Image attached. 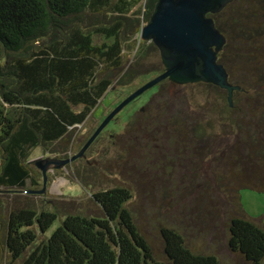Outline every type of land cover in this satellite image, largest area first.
Returning a JSON list of instances; mask_svg holds the SVG:
<instances>
[{"label":"trees","instance_id":"trees-1","mask_svg":"<svg viewBox=\"0 0 264 264\" xmlns=\"http://www.w3.org/2000/svg\"><path fill=\"white\" fill-rule=\"evenodd\" d=\"M156 2L144 0L138 5L139 0H0V188L28 192L39 189V179L43 183L44 178L30 165L33 149L44 146L47 151L55 141H70L73 129L87 121L113 84L130 87L140 80V86L164 72L159 49L141 39V30ZM232 8L234 13L226 11ZM240 12L245 13L242 3H230L222 12L210 14L227 37L219 58L225 65L222 59L229 44L242 42V36L255 23L247 16L236 17ZM255 21L264 29V20ZM168 83L177 85L168 79L156 85L149 94V104L153 98L169 96L163 90ZM191 84L218 89L204 82ZM220 92L224 102L222 119L233 131L244 132L247 122L241 123L232 115L238 110V115L245 114L243 108H239L236 97L231 107L227 93ZM184 98L188 99L181 96L180 100L185 102ZM260 103L264 107V98ZM173 106L176 110L170 113ZM147 108L138 112L144 117L147 131L156 125L152 130H165L171 140L189 139V134L198 140L211 137L200 121L191 122L195 127L185 130L186 124L181 122L185 107L182 110L171 99L158 102L152 113ZM137 118V113L131 114L127 132L139 123ZM248 123L256 126L255 131L248 134L245 130L243 138L237 137L246 152L239 148L241 157L238 154L227 159L231 164V174L227 173L230 184L220 177L219 188L237 212L227 224V248L245 264H264V227L245 216L240 194L243 187L264 190V115ZM205 124L215 129L213 122ZM173 130L179 137H171ZM221 160L217 158V163ZM77 177L84 187L92 188L91 198L102 216L67 214L47 235L60 218L58 210L38 213L34 207L24 206L5 217L0 206V264L3 253L7 264H224L215 254L193 252L187 238L168 226L160 230L164 259L157 258L129 206L131 190L122 185L105 187L99 181L93 185L88 179L92 176L79 169ZM35 225L39 236H43L41 240L32 230Z\"/></svg>","mask_w":264,"mask_h":264},{"label":"rangeland","instance_id":"rangeland-1","mask_svg":"<svg viewBox=\"0 0 264 264\" xmlns=\"http://www.w3.org/2000/svg\"><path fill=\"white\" fill-rule=\"evenodd\" d=\"M143 3L144 0H139L138 5ZM249 11L250 9L245 8V13L240 12L241 15L237 13L236 17L246 16ZM151 52L157 55L156 57L159 56V52L156 53L154 50ZM222 60L239 83L249 86L251 63L243 56V52L236 51L234 54L228 50L223 54ZM255 72L260 70L252 73ZM138 83L141 81L138 80L132 86L123 88L113 84L87 121L73 129L70 141H55L47 151L44 146H38L31 151L29 161L67 159L76 155L92 129L102 121L104 113H109L124 96L139 87ZM260 86L263 88L261 94L264 98V82H261ZM153 88L132 101L109 123L101 137L89 147L85 158H78L72 162L73 165L69 163V166L60 169L50 167L46 184L44 185V180L42 183V179H39L42 186L37 190L45 188L44 194H34L23 189L0 188L2 215L7 217L11 211L24 206L34 207L38 213L41 210H58L60 218L47 235H50L67 214L102 216L100 207L91 198L92 188L84 187L77 177L79 169L81 173L92 176L88 179L93 185V182L99 181L105 187L122 185L131 190L133 199L129 206L157 258L164 259L160 230L161 227L168 226L182 233L187 238V245L195 253L215 254L224 264H245L240 256L230 252L226 246L227 224L237 212L220 190L219 178L224 177L223 180L228 185L227 173L231 174L229 171L231 164H227V159L238 154L240 156L241 149L246 152L242 140H238L237 137L243 138L246 135L245 130L248 134L255 131L256 126L248 122L264 115V107H261L260 103V108L259 104L250 100L252 106H248L245 98L236 97L239 108H243L245 114L238 115V110L232 115L241 123H247L244 132L240 130L235 132L230 123L221 117L224 102L218 90L206 85L177 86L168 83L163 86V90L168 91L166 94L169 96L157 100L153 98L149 104L148 97ZM181 96H187L188 99L184 98L183 102L180 100ZM168 99L182 106V110L185 107V113L183 112L185 115L181 117V122L186 124L185 130L195 127L190 125L191 122L200 121L209 129L211 137L198 140L191 138L192 134H189V139L171 140L167 138L168 133H165V130L153 131L156 125L147 131L143 123L144 117L138 112L149 106L147 110L152 113L158 102ZM169 112L172 113L173 109ZM134 113H137L139 123L132 127V132H127L126 124ZM209 121L213 122L215 129H210L205 124ZM170 134L171 137L176 135L179 137L178 131L175 134L173 130ZM209 142L212 143L211 147L208 145ZM234 142L236 144L233 145ZM217 158L222 159V162L217 163ZM32 167L35 169V166ZM38 173L43 177L41 172ZM95 173L97 177H93ZM244 180L254 183L247 177H244ZM230 186L233 188L235 185ZM240 194L245 216L264 227V190L243 187ZM32 230L39 236L36 225ZM42 238L43 236H39L40 240ZM1 261L2 264H7L4 253ZM20 263L18 261L16 264Z\"/></svg>","mask_w":264,"mask_h":264},{"label":"water","instance_id":"water-1","mask_svg":"<svg viewBox=\"0 0 264 264\" xmlns=\"http://www.w3.org/2000/svg\"><path fill=\"white\" fill-rule=\"evenodd\" d=\"M234 0H157L149 21L141 30V39L153 42L159 49L164 72L151 78L115 106L101 121L81 150L67 159H36L30 161L47 182L50 167L60 169L86 152L109 123L132 101L168 79L177 85L204 82L229 90L228 103L233 107V91L240 86L228 80L225 66L219 62V53L227 43L210 14L222 12ZM30 193L44 194L42 190Z\"/></svg>","mask_w":264,"mask_h":264},{"label":"flooded vegetation","instance_id":"flooded-vegetation-1","mask_svg":"<svg viewBox=\"0 0 264 264\" xmlns=\"http://www.w3.org/2000/svg\"><path fill=\"white\" fill-rule=\"evenodd\" d=\"M240 3H242L243 7H245L247 10L250 9V11L246 16L253 19L255 23L252 29L248 30L247 33L244 36H242V42L238 43V41L237 42L233 41L231 44H229L227 48V52L228 50H230L235 54L236 51H241L243 52V56L251 63L250 64L251 76L248 77L250 83L249 86H245L239 83V81H237L233 77L228 67L222 62L220 61L219 62L222 63L227 69L229 82L232 85L240 86V89H236L233 91V97L242 96L247 100L248 106H252V103L249 102L250 100V101H254V103L259 104L260 107V100L262 98L261 91H263V88L262 86H260V83L264 82V63H261V60L264 61V29L262 27H258L255 20H259V21L264 20V0H241V1L234 0L233 3L231 4L240 5ZM234 7L235 6H233V8ZM233 8L232 10L231 9L230 10L233 11L234 13L235 11ZM234 39H236V36L234 37ZM224 48L219 53V58H220V54H222L223 51L225 50ZM256 70H260V72L252 73ZM213 86L217 87L218 89L216 90H218L219 92L222 90L227 93V96L229 95V90L223 89L216 85ZM172 108L173 111L176 110L175 106H173Z\"/></svg>","mask_w":264,"mask_h":264},{"label":"bare ground","instance_id":"bare-ground-1","mask_svg":"<svg viewBox=\"0 0 264 264\" xmlns=\"http://www.w3.org/2000/svg\"><path fill=\"white\" fill-rule=\"evenodd\" d=\"M225 35V34H224ZM227 38V37H226ZM225 47V46H224Z\"/></svg>","mask_w":264,"mask_h":264}]
</instances>
